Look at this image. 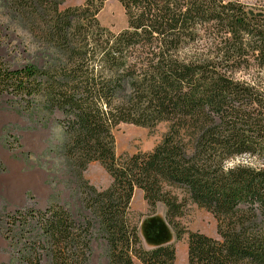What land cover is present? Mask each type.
I'll return each mask as SVG.
<instances>
[{
    "label": "trees",
    "instance_id": "16d2710c",
    "mask_svg": "<svg viewBox=\"0 0 264 264\" xmlns=\"http://www.w3.org/2000/svg\"><path fill=\"white\" fill-rule=\"evenodd\" d=\"M105 1L8 0L36 52L20 66L0 56V99L11 95L43 125L62 114L53 119L109 264H177L173 242L146 248L130 222L136 188L152 208L165 205L177 238L188 233V264H264V0H118L128 21L119 32L98 19ZM162 121L152 151L116 154L115 126ZM236 157L255 167L225 172ZM93 161L113 179L104 190L84 177ZM188 200L215 216L217 237L175 220ZM6 224L8 238L21 230L8 264H89L90 218L50 204L17 209Z\"/></svg>",
    "mask_w": 264,
    "mask_h": 264
},
{
    "label": "rangeland",
    "instance_id": "374dc122",
    "mask_svg": "<svg viewBox=\"0 0 264 264\" xmlns=\"http://www.w3.org/2000/svg\"><path fill=\"white\" fill-rule=\"evenodd\" d=\"M85 1L64 0L62 6L82 5ZM241 1L248 5L259 2ZM15 16L8 0H0V56L10 65L20 66L26 59L34 57L36 51L28 28L16 20ZM98 19L102 25L114 32H119L128 25L125 9L118 0H106ZM13 100L7 94L0 99V264H8L13 260L18 248L16 238L21 233L20 228L16 227L10 235L12 238L6 237L8 215L17 209L29 207L39 210L34 203L41 207L49 203L63 206L78 222L89 218L94 220L89 264H109L106 240L98 230V222L84 203V194L79 189L78 181L64 154L63 124L56 120L63 119L62 114L57 112L43 125L29 113L20 112ZM168 128L167 121L154 127L122 122L113 128L116 154L125 158L138 152H150L162 141ZM84 177L98 190L108 188L113 180L99 161L88 165ZM42 179L51 193L50 199L39 193L36 198L32 191L34 188L39 190ZM35 198L37 202L34 201ZM166 211L163 203H157L156 208H152L143 190L136 188L130 202L128 218L132 224L138 226L146 248L173 242L177 249L176 263L188 264V233L177 238L166 219ZM175 220L187 231H201L218 236L215 216L191 200L187 201L183 213ZM33 221L31 226L25 228L29 230L25 234L30 236L36 232ZM42 264L49 262L44 259ZM135 264L142 263L136 259Z\"/></svg>",
    "mask_w": 264,
    "mask_h": 264
},
{
    "label": "clouds",
    "instance_id": "9594fccd",
    "mask_svg": "<svg viewBox=\"0 0 264 264\" xmlns=\"http://www.w3.org/2000/svg\"><path fill=\"white\" fill-rule=\"evenodd\" d=\"M247 165L255 167L252 160L242 159L241 157H236L235 159L226 160L224 163V171L228 172L229 169H234L237 165ZM264 167V165H261Z\"/></svg>",
    "mask_w": 264,
    "mask_h": 264
},
{
    "label": "crops",
    "instance_id": "0c3cea01",
    "mask_svg": "<svg viewBox=\"0 0 264 264\" xmlns=\"http://www.w3.org/2000/svg\"><path fill=\"white\" fill-rule=\"evenodd\" d=\"M32 191H33L34 195L36 196V198H37V195L39 193L42 196H48L49 199H50L51 193L48 192L46 183H45V181L43 179L40 181L39 190L34 188ZM36 198L34 200L35 202H37ZM49 204L46 205L45 207H41V206L37 205L36 203H34V206H36L37 208H40V209H45V208H47L49 206Z\"/></svg>",
    "mask_w": 264,
    "mask_h": 264
}]
</instances>
